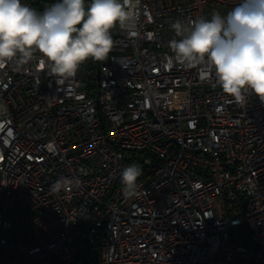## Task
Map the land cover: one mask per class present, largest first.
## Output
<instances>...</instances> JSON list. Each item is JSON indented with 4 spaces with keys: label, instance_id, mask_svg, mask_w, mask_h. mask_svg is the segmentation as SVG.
I'll return each mask as SVG.
<instances>
[{
    "label": "built area",
    "instance_id": "2783aa9c",
    "mask_svg": "<svg viewBox=\"0 0 264 264\" xmlns=\"http://www.w3.org/2000/svg\"><path fill=\"white\" fill-rule=\"evenodd\" d=\"M238 3L141 0L68 80L39 53L0 66V264H264V102L170 59L174 21Z\"/></svg>",
    "mask_w": 264,
    "mask_h": 264
},
{
    "label": "clouds",
    "instance_id": "9594fccd",
    "mask_svg": "<svg viewBox=\"0 0 264 264\" xmlns=\"http://www.w3.org/2000/svg\"><path fill=\"white\" fill-rule=\"evenodd\" d=\"M141 0H58L38 13L21 0H0V66L16 59L30 62L36 53L51 73L62 80L76 76L89 59L104 61L113 47L111 30L130 28L139 15ZM176 37L172 57L187 68L207 64L224 94L245 105L255 94L264 102V0H240L225 16L214 12L185 24H171ZM142 175L133 163L121 172L122 191L137 193ZM70 181L57 180L54 192ZM78 183V182H77Z\"/></svg>",
    "mask_w": 264,
    "mask_h": 264
},
{
    "label": "trees",
    "instance_id": "16d2710c",
    "mask_svg": "<svg viewBox=\"0 0 264 264\" xmlns=\"http://www.w3.org/2000/svg\"><path fill=\"white\" fill-rule=\"evenodd\" d=\"M33 1V5L36 9H38L39 11L43 12L46 8H45V3L48 0H32Z\"/></svg>",
    "mask_w": 264,
    "mask_h": 264
},
{
    "label": "rangeland",
    "instance_id": "374dc122",
    "mask_svg": "<svg viewBox=\"0 0 264 264\" xmlns=\"http://www.w3.org/2000/svg\"><path fill=\"white\" fill-rule=\"evenodd\" d=\"M58 0H48L46 3H45V8H48L50 6H52L53 4L57 3ZM91 2V0H85V6L87 7V5Z\"/></svg>",
    "mask_w": 264,
    "mask_h": 264
}]
</instances>
